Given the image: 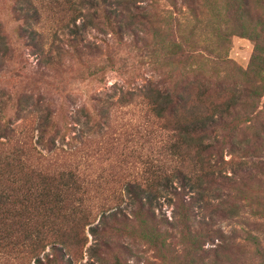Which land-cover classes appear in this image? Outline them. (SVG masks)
<instances>
[{
  "label": "rangeland",
  "instance_id": "rangeland-1",
  "mask_svg": "<svg viewBox=\"0 0 264 264\" xmlns=\"http://www.w3.org/2000/svg\"><path fill=\"white\" fill-rule=\"evenodd\" d=\"M237 20L249 27L242 32ZM0 37V125L10 124L25 143L21 160L45 178L22 172L8 189H52L58 172L79 165L82 151L89 156L81 166L91 183H82L85 198L68 196L71 216L57 221L71 247L68 264H264V0H0ZM148 86L177 93L187 87L189 104L202 112L210 100L246 101L244 90L256 91L245 107L252 113L239 109L214 134L225 145L222 176L235 184L194 199L190 193L184 202L161 193L150 219L123 209L128 221L91 235L103 213L127 204L119 177L139 170L145 179L149 170L169 173L176 165L167 150L181 140L176 119L153 116L142 97ZM81 109L108 115L107 126L73 153L66 143L77 119L86 120ZM46 115L58 132L54 153L38 140ZM1 133L0 173H15L5 157L16 143ZM211 164L220 165L214 157ZM54 198L36 208L30 196L29 213L41 216ZM50 254L47 246L41 259ZM0 264L37 263L8 255Z\"/></svg>",
  "mask_w": 264,
  "mask_h": 264
},
{
  "label": "trees",
  "instance_id": "trees-1",
  "mask_svg": "<svg viewBox=\"0 0 264 264\" xmlns=\"http://www.w3.org/2000/svg\"><path fill=\"white\" fill-rule=\"evenodd\" d=\"M236 10L246 13V8H236ZM236 24L242 32H244L245 28L249 27H245L244 23L240 20H237ZM148 87L146 95L142 97L150 105L153 116L160 120H163L165 116H172L176 119L175 126L181 140L167 148L170 152V160H177L176 165L169 173H164L162 170H149L146 174L150 175V177L145 179H141L140 176V174H145V171L140 172L139 170L121 178L119 177V183L123 187L127 204L124 208H121L119 204L114 206L111 209L112 211L106 216L103 213L101 225L99 226L98 223L95 226L89 227L91 235L97 236L100 230L104 232L107 230L111 231L113 226H117L120 222L128 221L123 209L128 210L130 216L145 222L147 218L150 219L153 216V210L157 208L158 195L161 193L172 195L177 201L184 202V197L190 193H194V195L190 196L191 199H194L195 196L202 197L203 193L208 190L220 192L235 184V181H232L227 176H222L220 169L225 164L223 161L225 145L222 144V141L217 140L214 134L217 129H225L226 121L235 116L239 109L244 108V113H248L245 112L246 102L251 100L253 104L252 101L257 97L256 91L244 90L246 92V94L244 92L246 101L239 97L237 99L238 102L236 100L233 103H230L229 100H210L205 111L202 112L198 111L197 107L189 104V94L187 92L189 88L187 89V87L182 90V93H177L173 90H160L154 86ZM125 95L133 96L135 94L127 92ZM123 97L124 95L122 94L121 98ZM77 112L85 114L84 116L82 115V118H86V120L80 123L78 121L80 119H77L76 124L79 128L73 137L68 139L70 142L66 143L73 153L79 149V146L83 147L85 145L88 134H99L103 130V127L107 126L106 118H108V115L104 117L103 112L98 113L95 109L89 113L84 109ZM251 113L249 111L248 115ZM88 115L92 117L91 125L88 122ZM39 127L40 135L38 140L42 144H47V150L54 153L52 148L54 150L60 149L55 145V138L58 134L57 130H50L53 127L51 115L40 118ZM0 131L3 133V138L8 139V141L10 140V143H16L12 150L10 148L5 157L13 161L16 167L15 173H0V257L8 255H15L16 258L18 256H30L35 258L37 264H68L69 258L65 257V252L71 250V247L63 241L64 233L59 228L57 221L64 219L66 216H71L67 212V205H69L67 202L68 196L72 197L74 194L79 193L77 196H80V201L83 200V197L85 198L87 193L86 188L84 190L83 186L81 190L82 183L85 181L84 178H81V175L84 173L81 171V166H87L89 160L88 153L82 151L83 154L81 153L79 165L63 173L58 172L55 175L58 182H56L54 188L50 189L44 185H39L38 194L35 191V196L33 192L31 195L28 189L25 192L20 191V189H8L10 185L15 186L19 184V181L15 180V177L19 173L36 175V172L27 169L25 163L21 160V149L25 143H20L15 131L10 128V124L5 122L3 126L0 125ZM225 136L226 138H231L226 134ZM224 137L222 139L225 141ZM205 138H211L210 142H205ZM59 140L63 144L65 140L64 135H61ZM227 146L230 148L233 146L232 139L228 140ZM62 152L64 151L62 150ZM212 157L216 159V162L220 163L219 166L211 164ZM3 159L0 155V170H2L1 166H6V164L4 165L1 162ZM36 177L42 181L45 179L42 173L37 174ZM174 180L177 181V186H174ZM87 184L90 185L91 183L85 181V185ZM195 188H198L197 193L193 192ZM30 196L36 202L35 205L38 204L36 208L41 207V202L44 198L54 196L55 198L46 207L44 214L34 217L33 214L29 213L28 209V205L32 201H29ZM226 196L229 197L228 195ZM186 205L190 204L187 203ZM76 206L80 207L81 204ZM88 216L82 215L81 219L86 221ZM34 218H37L36 220L39 221L38 225ZM10 224H12L13 229L9 227ZM101 226L102 228L99 229ZM79 243L80 237L76 240V245ZM47 246L50 247L51 254L42 260L41 253L45 251ZM116 260L118 261V259Z\"/></svg>",
  "mask_w": 264,
  "mask_h": 264
}]
</instances>
